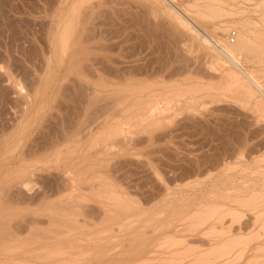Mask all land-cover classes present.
Wrapping results in <instances>:
<instances>
[{"label":"rangeland","instance_id":"rangeland-1","mask_svg":"<svg viewBox=\"0 0 264 264\" xmlns=\"http://www.w3.org/2000/svg\"><path fill=\"white\" fill-rule=\"evenodd\" d=\"M81 9L76 0H0V264L47 262L42 243L56 248L69 239L103 252L85 264L189 263L200 252L184 260L185 245L169 238L186 237L206 253L209 223L189 222L199 220L196 209L204 215L218 205L229 210L226 220L236 213L226 221L238 227L230 237L257 231L256 214L264 211V93L257 87L264 85V0H106L90 11L95 36L82 43L84 58L70 53L72 38L61 37ZM175 15L229 44L247 25L248 46L236 49L241 64L234 67L217 51L220 42L202 43ZM154 99L161 106L155 115ZM235 195L257 201L232 203ZM99 230L105 242L85 240ZM262 245L248 244L247 258Z\"/></svg>","mask_w":264,"mask_h":264},{"label":"bare ground","instance_id":"bare-ground-1","mask_svg":"<svg viewBox=\"0 0 264 264\" xmlns=\"http://www.w3.org/2000/svg\"><path fill=\"white\" fill-rule=\"evenodd\" d=\"M78 3H80V7H82V9H81V13H79V14H77L75 17H74V19H72L73 17V15H74V13L77 11V10H75L74 11V13H72V16H70L71 17V21L72 20H74L75 21V18H76V22L75 23H73V24H68L69 26H71V27H66L63 31H62V33H61V37H62V39L64 40V42L66 43L67 42V38L68 37H70V38H72L73 39V42H72V46H71V51H70V53L72 54V55H80L81 57L83 56V53H85V49H86V47L82 44V43H84V42H86V41H88L91 37H94L95 35H94V32H93V28H91L90 26H93V19L94 18H92V13H90V11L93 9V8H95L97 5H101L102 3H104V2H106V0H76ZM109 1H111V0H109ZM121 1V0H120ZM128 1V0H127ZM118 2H119V0H118ZM124 2H126V1H124ZM108 3V2H107ZM171 3V2H170ZM120 4H121V2H120ZM126 4V3H125ZM169 4V3H168ZM41 5V4H40ZM111 5V4H110ZM78 6H79V4H78ZM116 6V5H115ZM121 7V6H120ZM107 8V7H106ZM113 8H114V5H113ZM117 8V7H116ZM124 8H126V7H124ZM104 10L102 11V12H104L105 11V8H103ZM118 9V8H117ZM122 9V7L120 8V10ZM127 9V8H126ZM125 9V10H126ZM97 10V9H96ZM100 10V9H99ZM102 10V9H101ZM106 10H108V9H106ZM43 11V10H42ZM116 11H118V12H120L119 11V9L118 10H116ZM115 11V12H116ZM79 12V11H78ZM108 12V11H107ZM122 12V11H121ZM63 13V12H62ZM100 13H101V11H100ZM99 13V14H100ZM123 13V12H122ZM121 13V14H122ZM178 13V12H177ZM81 14V15H80ZM98 14V13H97ZM98 14V15H99ZM105 14V13H104ZM117 14V13H116ZM124 14V13H123ZM179 14V13H178ZM96 15V14H95ZM97 15V16H98ZM110 15V14H109ZM97 16H93V17H96L97 18ZM100 16V15H99ZM176 16V15H175ZM51 17V16H50ZM68 17V16H67ZM70 17H69V19H70ZM107 17H110V16H107ZM177 17V16H176ZM179 20H182V21H184V23L186 24V25H188V27L190 28V29H192V30H194L196 33H197V35H199V37H200V40L202 41V43H206V44H209V45H212L213 47H218V45H217V42L219 43L220 42V44L221 45H219L220 47H218V48H216L217 49V51L219 50L221 53L223 52L224 53V55L226 54L228 57H230L229 59H231L230 61H232V63L233 64H235L234 65V67L237 65H240L241 64V56H240V54H239V56H238V54L236 53V52H238V51H236V49L238 50V49H241L243 46L245 47L246 45H245V41H246V39H244L243 40V38H245L247 35L245 34V32L248 30L247 29V25H246V27H244V24H243V26H242V28H240V33L237 35L238 36V41H236V42H234V43H232V44H229V43H227V42H224V40L223 39H221L220 41L219 40H217L216 38H218L217 36H216V38L213 36L214 34H212L211 32H209V31H206V30H202L199 26H198V24L197 23H195L194 21H190L189 19H185V20H183V18L184 17H182V16H178L177 17ZM126 19V18H125ZM124 19V20H125ZM68 20V19H67ZM127 20H128V18H127ZM70 21V22H71ZM106 21V20H105ZM108 21V20H107ZM106 21V22H107ZM112 21V20H111ZM73 22V21H72ZM97 24H98V21L96 20L95 21ZM106 22H105V24H106ZM110 22V21H109ZM10 23V22H9ZM57 23V22H56ZM60 23V22H59ZM58 23V24H59ZM65 23V22H64ZM103 24H104V22H102ZM66 24V23H65ZM91 24V25H90ZM57 25V24H56ZM96 25V24H95ZM14 26V25H13ZM67 26V25H66ZM126 26H127V24H126ZM96 27V26H95ZM99 27V26H98ZM109 27V26H108ZM123 27V26H122ZM92 29V30H91ZM98 29V28H97ZM106 29V28H105ZM104 29V30H105ZM224 29V28H223ZM103 30V31H104ZM107 30H110L109 28L107 29ZM93 33H92V32ZM99 31V30H98ZM110 32V31H109ZM233 32V31H232ZM106 33V32H105ZM107 34V33H106ZM93 35V36H92ZM97 35V34H96ZM103 34H101V36H102ZM112 36V35H111ZM113 37V36H112ZM249 38V37H248ZM103 39V38H102ZM218 39H220V38H218ZM231 39L233 40L234 38H232L231 37ZM99 40V39H98ZM101 41V40H100ZM100 41H98V42H100ZM112 41V40H111ZM63 42V43H64ZM107 42V41H106ZM110 42V41H109ZM121 42H122V40H121ZM228 42H230V41H228ZM96 43H97V41H96ZM103 43H105V42H103ZM110 43H112V42H110ZM113 43H114V41H113ZM101 44V43H100ZM247 44V43H246ZM104 45V44H103ZM108 45V44H107ZM111 45V44H110ZM15 46V45H14ZM105 46H106V44H105ZM124 46V45H123ZM248 46V45H247ZM246 46V47H247ZM241 47V48H240ZM100 48V47H99ZM32 49V48H31ZM64 50H66V47H65V49ZM68 50V49H67ZM12 51V50H11ZM20 51V50H19ZM63 51V50H62ZM21 52V51H20ZM14 55V54H13ZM96 56H97V54H95ZM94 55V56H95ZM126 55V54H125ZM223 55V54H222ZM7 56V55H6ZM79 56V57H80ZM89 56H92V55H90L89 54ZM227 57V58H228ZM82 58H84V56L82 57ZM86 58V57H85ZM87 58H88V56H87ZM86 58V59H87ZM91 59V58H90ZM94 59V58H93ZM77 60V59H76ZM97 61V60H96ZM99 61V60H98ZM115 61V60H114ZM106 63V62H105ZM104 63V64H105ZM231 63V65H233ZM96 64V63H95ZM86 65H88V64H86ZM96 65H98V64H96ZM100 65V64H99ZM109 66V65H108ZM124 66V65H123ZM132 66V65H131ZM243 66H245V65H243ZM242 66V67H243ZM86 67V66H85ZM91 67V66H90ZM99 67V66H98ZM102 67V66H101ZM110 67H112V66H110ZM122 67V66H121ZM128 67H130V66H128ZM231 67V66H230ZM241 66H239V68H240ZM87 68H88V66H87ZM120 68V67H119ZM126 68H127V66H126ZM238 68V67H237ZM238 68V69H239ZM244 68V67H243ZM91 69V68H90ZM94 69V68H93ZM123 69V68H122ZM229 69V68H228ZM232 68H230L229 70L230 71H232L233 72V70H231ZM246 69V68H245ZM78 70H79V68H78ZM247 70V69H246ZM246 70H243V72L244 71H246ZM85 71V70H84ZM83 71V72H84ZM126 71H127V69H126ZM242 71V70H241ZM249 71V70H248ZM79 72V71H78ZM77 72V73H78ZM81 72H82V69H81ZM87 72V71H86ZM95 72V71H94ZM232 72H230V73H232ZM242 72V73H243ZM85 73V72H84ZM235 73L237 74V72L234 70V72H233V75H235ZM78 74H80V72L78 73ZM243 74H245L246 75V73H243ZM85 75V74H84ZM229 77H231V76H233L232 74H227ZM231 75V76H230ZM248 75H250V80H252V81H254L255 83H256V81H260V79H258L257 77H256V75H254V73L250 70L249 72H248ZM228 77V78H229ZM234 77H237V75H235ZM247 77V76H246ZM238 78V77H237ZM243 78V77H242ZM242 78H240V79H238V80H236V81H238V83L239 82H242L243 84H245V82H246V80H243ZM249 78V77H248ZM39 79V78H38ZM234 79V78H233ZM236 79V78H235ZM244 79H245V77H244ZM247 79V78H246ZM258 79V80H257ZM101 80H103V79H101ZM35 81H37V80H35ZM99 81H100V79H99ZM99 81H98V83H99ZM105 81V80H104ZM248 81V80H247ZM107 82V81H106ZM135 82V81H134ZM250 82V81H249ZM248 82V83H249ZM93 83V82H92ZM241 83V85H243ZM248 83H246L245 85H247ZM254 83V84H255ZM104 84H105V82H104ZM104 84H102V85H104ZM240 84V83H239ZM259 84V83H258ZM110 85V84H109ZM108 85V86H109ZM113 85V84H112ZM118 85H120V84H118ZM126 85V84H125ZM147 85H149V84H147ZM146 85V86H147ZM249 85H250V87H251V85L252 86H254L253 84H248L247 85V87L249 88V89H251L250 87H249ZM256 85V84H255ZM98 86V85H97ZM107 86V85H106ZM105 86V87H106ZM107 86V87H108ZM111 86V85H110ZM135 86H136V84H135ZM101 87V86H100ZM122 87H124V86H122ZM131 87H132V85H131ZM140 86H138L137 88H139ZM257 87H259L260 88V90H262V93H264L263 92V90H264V85H262V84H260L259 86L257 85ZM146 88V87H145ZM126 89H128V88H126ZM143 89V88H142ZM141 89V90H142ZM253 89V88H252ZM256 89V88H255ZM254 89V90H255ZM121 90V89H120ZM131 90V89H130ZM147 90V89H146ZM126 91V90H125ZM140 91V90H139ZM251 91H253V90H251ZM256 91L257 90H255V93H256ZM31 92V91H30ZM97 92V91H96ZM110 92V91H109ZM113 92V91H112ZM123 92V91H122ZM143 91H141V93H142ZM254 92V91H253ZM252 92V93H253ZM94 93V92H93ZM120 93V94H119ZM118 94L119 95H121V92H119ZM129 93V92H128ZM135 93V92H134ZM137 93H138V91H137ZM114 94V93H113ZM117 94V93H116ZM123 94V93H122ZM96 95H99L98 93H96ZM96 95H91V96H96ZM115 95V94H114ZM264 95V94H263ZM32 96V95H31ZM100 96V95H99ZM125 97V95H122V97ZM130 96V95H129ZM23 97V96H22ZM94 97H92V98H94ZM116 97H117V95H116ZM121 96H119V98H117V100L118 101H120L119 99H122V98H120ZM155 96H153L152 98H154ZM50 98V97H49ZM91 98V97H90ZM90 98H89V100H90ZM128 98V97H127ZM141 98V96L139 97V99ZM143 98L144 97H142V100H143ZM155 98H157V97H155ZM97 99H98V97H97ZM116 99V98H115ZM136 99H138V96H137V98ZM169 99V98H168ZM23 100V99H22ZM125 100V99H124ZM95 101V100H94ZM122 101V100H121ZM91 102V101H90ZM93 102V101H92ZM125 103V102H124ZM138 103V102H137ZM123 104V103H122ZM136 104V103H135ZM159 103H157V102H155V99H154V102L153 103H151V105H150V107H151V109H152V112H153V114L155 115L156 113H158V111H159V109H158V107H160L161 108V106H159L158 105ZM32 105V104H31ZM133 106V105H132ZM162 106H164V105H162ZM158 109V110H153V109ZM129 109V108H128ZM124 110V109H123ZM124 111H126V110H124ZM140 111V110H139ZM146 115V114H145ZM69 116V115H68ZM147 116V115H146ZM153 116V115H152ZM59 118V117H58ZM199 118V117H198ZM60 119V118H59ZM197 119V118H196ZM195 119V120H196ZM72 120V119H71ZM67 122V121H66ZM199 122V121H198ZM82 124V123H81ZM206 126V125H205ZM85 128H86V126H85ZM207 129V128H206ZM80 130V129H79ZM87 131V130H86ZM85 131V132H86ZM77 132V131H76ZM76 132H75V134H76ZM81 132V131H80ZM101 135V134H100ZM72 136H74V135H72ZM78 136V135H77ZM82 137H83V135H82ZM77 138V137H76ZM81 138V137H80ZM107 138V137H106ZM210 138V137H209ZM74 139H75V137H74ZM96 139V138H95ZM100 139H103V137L102 138H100ZM107 140H109V139H107ZM104 141V140H103ZM107 143H108V141H107ZM95 144V143H94ZM105 145H107V144H105ZM106 147L107 146H105V149H106ZM202 147V146H201ZM197 148V147H196ZM109 149V148H108ZM59 151V150H58ZM57 152V151H56ZM59 153H61V152H59ZM58 153V154H59ZM55 158V157H54ZM226 159V158H225ZM212 160V159H211ZM227 161V160H226ZM200 162V161H199ZM206 162V161H205ZM201 165V164H200ZM30 175V174H29ZM241 175V174H240ZM249 177V176H248ZM259 182V181H258ZM86 183H87V181H86ZM235 184V183H234ZM244 184V183H243ZM90 185H91V183H90ZM16 186V185H15ZM20 186V185H19ZM217 186V185H216ZM262 187H264V186H262ZM98 188V187H97ZM22 189V188H21ZM100 189H101V187H100ZM104 189V188H103ZM106 189V188H105ZM201 189V188H200ZM11 190V189H10ZM80 190V189H79ZM96 190V189H95ZM107 190V189H106ZM254 190V189H253ZM22 191H25V189L24 190H22ZM81 191V190H80ZM92 191V190H91ZM101 191H102V189H101ZM109 191V190H108ZM255 191V190H254ZM96 192H98L97 190H96ZM107 192V191H106ZM106 192H105V195H106ZM9 193V192H8ZM95 193V192H94ZM234 193H236V192H234ZM241 193V192H240ZM255 193L256 192H254L252 195L254 196L255 195ZM97 194V193H96ZM98 194H100V193H98ZM102 194V193H101ZM104 194V193H103ZM102 194V195H103ZM233 194V193H232ZM237 194V193H236ZM258 194V196L259 195H261V193H256V195ZM264 194V193H263ZM12 195H14V194H12ZM82 195H83V193H82ZM104 195V196H105ZM115 195V194H114ZM84 196V195H83ZM112 196V195H111ZM263 196V195H262ZM85 197V196H84ZM116 197V196H115ZM120 197V196H119ZM223 197H225V199H226V197H227V195H223ZM235 197V198H234ZM234 197H232L234 200H236V201H233L232 203H234V202H239V200L241 201L242 199V202L243 201H245V202H247V200L249 199V201L250 202H252V201H257V198H258V200L261 198V196H259V197H254L253 199H252V197H250V196H247V197H237V198H239V199H236V195L234 196ZM99 198H101L100 197V195H99ZM106 198V197H105ZM107 198L108 199H111V198H109L108 197V195H107ZM117 198V197H116ZM227 198H230V196H228ZM250 198H251V200H250ZM77 199V198H76ZM197 199V198H196ZM245 199V200H244ZM114 200H116V199H114ZM118 200V199H117ZM116 200V201H117ZM123 200V199H122ZM211 200V199H210ZM80 201V200H79ZM110 201V200H109ZM111 201H113L112 199H111ZM205 201V200H204ZM209 201V200H208ZM248 201V204L250 203ZM121 202V201H120ZM231 202V201H230ZM262 202L264 203V200H262ZM262 202H260V203H262ZM80 203V202H79ZM133 203V202H132ZM204 203H206V204H208L207 202H204ZM241 203V202H240ZM107 204V203H106ZM116 204V203H115ZM114 204V205H115ZM201 205L203 204L202 202L200 203ZM206 204H204L205 206H206ZM258 204H259V202H258ZM5 205V204H4ZM9 205V204H8ZM78 205V204H77ZM112 205V204H111ZM118 205V204H117ZM200 205V206H201ZM246 204H244L243 206H245ZM254 205H256V204H254ZM1 206V205H0ZM82 206V205H81ZM87 206V205H86ZM199 206V205H198ZM203 206V205H202ZM204 206V207H205ZM210 206V205H209ZM242 206V205H241ZM4 207V206H3ZM85 207V206H84ZM126 207V206H125ZM128 207V206H127ZM130 207V206H129ZM222 207H223V205H218V206H215L214 208L213 207H210V208H208V212H206V211H204V210H202L203 212H206V214H204L203 215V213L201 212L200 214L199 213H197V209L195 210V212L193 213L195 216H196V218L198 219L199 218V220L197 221V222H189V224L191 225V224H193V223H195L196 225H191V226H193L194 228H196V227H201V226H204L205 224H207V223H209V229H208V232L206 233V235L210 238L209 239V241H206V240H203L202 241V245H204L205 243H209V250L207 249V251H206V253H204L203 252V249H201L200 247L201 246H198L197 247V245H192L190 242H189V240L188 239H181V240H179L178 238L176 239L174 236L173 237H167V238H169V240L171 241V240H173V243H171V244H174L175 246L176 245H179V244H184L185 245V248L182 250V256L184 255L185 257L183 258L184 260L185 259H187V258H189L188 256L189 255H194V254H196L197 252H200L198 255H196L195 257V259L194 258H192V259H194V261L191 259V261H189V263L188 262H186L187 264H264V246L262 245V247H257V249L255 250V252L254 253H252L251 254V256L249 257V258H247V256H248V252H249V248H248V244H250L252 241H260V240H263L264 239V211L263 210H260V211H258L257 212V214H256V218H255V223H259V228H258V230L257 231H253L252 233H250V234H247L246 236H238V237H236V236H232V237H230L229 235H231L232 233H234V229H237L238 227L236 226V228H233V226H226V224L228 223V222H226L228 219H230L231 217H232V215L233 214H231V216L229 215V217H228V215H227V217H228V219L226 220L225 218V216H226V214L225 213H228L229 212V210H228V212L226 211H224V213H221L220 212V210L222 209ZM247 207H248V205H247ZM249 207H251L250 205H249ZM86 208V207H85ZM84 208V209H85ZM124 208V207H123ZM201 208V207H200ZM129 209V208H128ZM93 210V209H92ZM87 211V210H86ZM194 211V210H193ZM238 211V210H237ZM236 211V212H237ZM102 212H104V211H102ZM221 213V214H218V213ZM232 212H235V211H232ZM231 212V213H232ZM97 213V212H96ZM191 213V214H192ZM198 214V217H197V214ZM191 214H189V215H191ZM236 214V213H235ZM235 214L233 215V217L235 216ZM242 214V213H241ZM241 214H240V217L242 218V216H241ZM244 214H245V212H244ZM68 215V214H67ZM73 215V214H72ZM72 215H70V216H72ZM203 215V216H202ZM206 215V216H205ZM218 215V216H217ZM4 216H5V214H4ZM124 216V215H123ZM186 216H188V215H186ZM53 217V216H52ZM56 217H57V215H56ZM184 217V216H183ZM189 217V216H188ZM191 217V216H190ZM1 218H3L2 217V215H1ZM5 218V217H4ZM4 218H3V222L5 221V222H7L6 220H4ZM11 218V217H10ZM10 218H7V220L8 219H10ZM32 218V217H31ZM49 218H51V217H49ZM118 218V217H117ZM174 218V217H173ZM186 218V217H185ZM192 219L194 218V216L193 217H191ZM238 218H239V216H238ZM238 218H236L235 219V221H237V219ZM52 219V218H51ZM55 219V218H54ZM66 219V218H65ZM71 219V218H70ZM69 219V221H72V220H70ZM128 219H130V218H128ZM184 218H182V220H183ZM188 219V218H187ZM246 219V218H245ZM11 220V219H10ZM60 220V219H59ZM66 220H68V219H66ZM179 220H181V219H179ZM178 220V221H179ZM240 220V219H239ZM0 221H2V220H0ZM33 221V220H32ZM46 221V220H45ZM44 221V222H45ZM57 220H55L54 222H56ZM74 221H76V220H74ZM73 221V222H74ZM211 221V222H210ZM229 221V220H228ZM247 221V220H246ZM18 222V221H17ZM16 222V223H17ZM50 222H51V220H50ZM59 222V221H58ZM70 223V224H72V225H75V224H77V222H79V221H76V223ZM134 222V221H133ZM234 222V221H233ZM243 222H245V221H243ZM250 222L251 221H249L248 223L250 224ZM1 224H2V222H0ZM19 224H20V222H18ZM18 223H17V225H18ZM24 223V222H23ZM23 223H22V225H23ZM52 223V222H51ZM60 223V222H59ZM62 223V222H61ZM64 223V222H63ZM62 223V224H63ZM218 223H220V225L218 226L217 224ZM239 223L241 224L242 222H240L239 221ZM247 223V222H246ZM3 224H5V223H3ZM36 224V223H35ZM66 224H67V222H66ZM79 224H80V222H79ZM188 224V223H187ZM186 224V226L185 227H188V225ZM6 225V224H5ZM21 225V224H20ZM21 225V226H22ZM30 225V224H29ZM37 225V224H36ZM36 225H34L35 227H37ZM69 224H67V226H68ZM119 225H121V224H119ZM189 225V227L190 228H192L191 226ZM246 225H248V224H246ZM16 226V225H15ZM27 226V225H26ZM64 226H66V225H64ZM70 226V225H69ZM76 226V225H75ZM77 226H78V224H77ZM76 226V227H77ZM17 227V226H16ZM32 227V226H31ZM30 227V228H31ZM54 227V226H53ZM53 227H52V229H53ZM71 227V226H70ZM80 227H82L83 228V226H82V224H81V226ZM85 227V226H84ZM184 227V226H183ZM240 227V226H239ZM244 227H246V226H244ZM244 227H242L243 229H244ZM14 228V227H13ZM40 228H42V227H40ZM78 228V227H77ZM88 228V227H87ZM115 228V227H114ZM179 228V227H178ZM180 228H182V227H180ZM233 228V229H232ZM241 228V229H242ZM4 229V228H3ZM64 229H66V228H64ZM63 229V230H64ZM79 229V228H78ZM81 229V228H80ZM240 229V228H239ZM240 229V230H241ZM2 229H0V231H1ZM39 230V229H38ZM37 230V231H38ZM47 230V229H46ZM55 231L57 230V229H54ZM54 230L52 231V232H54ZM76 230V229H75ZM8 231V230H7ZM22 231V230H21ZM33 231V230H32ZM31 231V232H32ZM50 231H51V228H50ZM58 231H59V228H58ZM60 231H62V230H60ZM60 231H59V233H60ZM48 232V231H47ZM71 232V231H70ZM69 231H68V233H70ZM82 232V231H81ZM86 232V231H85ZM106 232H108V231H106ZM0 233H2V231L0 232ZM6 232H4L3 234H5ZM7 233H9V232H7ZM34 233V232H33ZM38 233H39V231H38ZM43 233V232H42ZM65 233L67 234V232H66V230H65ZM73 233V232H72ZM103 233H105L104 232V230H99V231H97L96 233H94L93 235H91V236H89V238H86L85 240H88L87 242H91L93 245L94 244H100V243H103V241L105 242V240H103L102 241V234ZM10 234H12V232H10ZM9 234V235H10ZM14 234V233H13ZM41 234V233H40ZM39 234V235H40ZM48 235L50 234V232L49 233H47ZM46 234V235H47ZM56 234V233H55ZM57 234H58V232H57ZM60 234H63V235H65L64 233H60ZM77 234V233H76ZM8 235V234H7ZM29 235V234H28ZM44 235V234H43ZM51 235V234H50ZM80 235V234H79ZM0 236H2V234H0ZM11 236H14V235H11ZM18 236V235H17ZM32 236V235H31ZM45 236V235H44ZM56 236V235H55ZM229 236V237H228ZM5 237V236H4ZM15 237V236H14ZM36 237V236H35ZM51 237H53L52 235H51ZM60 237V236H59ZM58 237V238H59ZM66 237V236H65ZM64 237V238H65ZM70 237V236H69ZM72 237H74V234H73V236ZM78 237V236H77ZM76 237V238H77ZM12 238V237H11ZM29 238V237H28ZM36 238H38V236L36 237ZM41 238V237H40ZM47 238V237H46ZM45 238V239H46ZM57 238V237H56ZM55 238V239H56ZM62 238V237H61ZM110 238V237H109ZM166 238V239H167ZM6 239V238H5ZM8 239H9V237H8ZM7 239V240H8ZM17 239V238H16ZM48 239V238H47ZM53 239V238H52ZM68 239V238H67ZM73 239H75V238H73ZM78 239H80V238H78ZM111 239V238H110ZM199 239H201V238H199ZM199 239L197 238V240H194L193 238H192V240L193 241H199ZM1 240V239H0ZM4 240V239H3ZM6 240V241H7ZM43 240V239H42ZM61 240V239H60ZM92 240V241H91ZM191 240V241H192ZM39 241H41V240H39ZM80 241H84L83 239H80ZM0 242H2V241H0ZM7 242H9V240L7 241ZM11 242V241H10ZM168 241H166V242H164L165 244L167 243ZM243 242V245H245V246H243V247H240V246H238L240 243H242ZM28 243V242H27ZM31 243V242H30ZM55 243V245H56V243H59V241H57V242H54ZM53 243V244H54ZM60 243H62L63 244V246H60V247H53V246H51V247H46V246H44V245H46V243L44 244V243H42L43 244V246H41L39 249L40 250H44V249H46V250H48V251H46V252H41V251H38L39 249H37L36 250V252L38 251V252H40L39 253V256H41L40 254H42V256H45L46 258H48L49 259V261H47V262H44V261H33V260H29L28 258H23L22 260H14V262L12 261H8V262H5V264H85V262H86V260L90 257V259H92V260H97V259H99L100 257H101V255H102V251L101 250H97V248L96 247H92V248H90L91 249V251H90V249H89V252H87L86 250H87V248H86V250H85V248L83 249L81 246H80V244H79V241H77V239L76 240H68L67 242H61L60 241ZM59 243V244H60ZM164 243H162V244H164ZM190 244V246H189V244ZM14 244H16V243H14ZM13 244V245H14ZM18 245H20L19 243H17ZM26 244V243H25ZM32 244V243H31ZM34 244V243H33ZM48 244V243H47ZM164 244V245H165ZM171 244H170V246H171ZM195 244V243H194ZM11 245V244H10ZM28 245V244H27ZM49 245V244H48ZM151 245V244H150ZM16 246V245H15ZM196 246V247H195ZM3 247V246H2ZM87 247V246H86ZM157 247V246H156ZM5 249H6V247H4ZM12 247H10V251H12V249H11ZM74 248H77L78 250L77 251H72V249H74ZM32 250V249H31ZM33 250H35V249H33ZM257 250L258 251H260V252H262V254H259V253H257ZM6 251H7V249H6ZM204 253V254H202V252ZM27 254H29V250H27ZM32 252V251H31ZM76 252V253H75ZM175 252V251H174ZM174 252H173V255H174ZM33 253V252H32ZM44 253H46V255L44 254ZM86 253H89V255H86ZM177 253H179V252H177ZM34 254H35V252H34ZM38 254V253H37ZM58 254H62L60 257L58 256ZM171 254V253H170ZM175 254H176V252H175ZM29 255H31V254H29ZM179 255H180V253H179ZM250 255V254H249ZM36 256V255H35ZM38 258V257H37ZM39 258H41V260H42V258H44V257H39ZM38 258V259H39ZM46 258H44V259H46ZM180 259H181V257H180ZM167 260V259H166ZM171 260H173V259H171ZM170 259H169V261H171ZM175 260V259H174ZM173 260V262H175V264L177 263L176 261L177 260H175L174 261ZM56 261V262H55ZM94 261V262H95ZM98 261V260H97ZM147 261V260H146ZM169 261H166V262H169ZM145 262V261H144ZM148 262V261H147ZM150 262V261H149ZM161 262H162V260H161ZM164 262H165V259H164ZM172 262V261H171ZM180 262V261H179ZM191 262V263H190ZM3 263V262H2ZM1 263V264H2ZM140 263V262H139ZM142 263H143V261H142ZM185 263V264H186ZM137 264V263H136ZM144 264V263H143ZM146 264V263H145ZM148 264V263H147ZM168 264V263H167ZM172 264V263H171Z\"/></svg>","mask_w":264,"mask_h":264},{"label":"built area","instance_id":"built-area-1","mask_svg":"<svg viewBox=\"0 0 264 264\" xmlns=\"http://www.w3.org/2000/svg\"><path fill=\"white\" fill-rule=\"evenodd\" d=\"M235 34H236V32L233 31V32L231 33V37H232V38H235Z\"/></svg>","mask_w":264,"mask_h":264}]
</instances>
